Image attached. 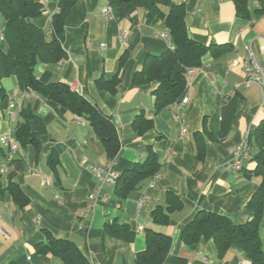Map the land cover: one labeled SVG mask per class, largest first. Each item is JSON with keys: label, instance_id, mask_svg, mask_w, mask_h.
Instances as JSON below:
<instances>
[{"label": "crops", "instance_id": "obj_1", "mask_svg": "<svg viewBox=\"0 0 264 264\" xmlns=\"http://www.w3.org/2000/svg\"><path fill=\"white\" fill-rule=\"evenodd\" d=\"M39 1L44 10L34 23L49 33L51 17L62 9L63 0ZM173 1L185 6L189 36L212 45L202 67L188 77L183 99L189 102L181 110L174 103L155 114L157 83H134L149 55H160L171 47L162 35L164 21L151 20L143 8H133L119 20L103 14L107 0H78L65 23L67 59L35 68L39 78L69 84L114 119L122 144L114 161L106 157L86 120L70 112L59 114L40 97L21 91L15 76L0 79L9 98L8 107H0V139H15L20 111L27 104L49 118L39 149L28 145L13 152L0 145V169L6 168L3 188L12 180L31 201L21 210L8 192L0 194V264H63L55 256L38 252L37 245L47 243L44 230L73 241L92 264H136L137 253L146 248L147 228L173 238L163 264H251L237 246L221 258L213 239L186 245L181 232L199 211L223 214L235 223L251 217L247 205L261 182L249 173L256 163L250 158L242 169L234 170L229 150L250 138L264 119V86L254 83L247 90H235L249 76V51L264 68V14L242 18L233 0ZM248 6L254 12L264 8V0H249ZM4 24L0 14V50L6 52ZM116 73L120 78L116 94L98 88L99 78L109 79ZM11 103L15 104L14 119L9 117ZM141 113L153 119L154 128L139 136L132 124ZM148 146L159 156L161 176L154 186L146 181L131 192L121 206L114 189L103 186L90 167L114 162L122 173L145 159ZM51 151L55 168L49 164ZM46 178L51 185L45 184ZM95 189L98 196L91 200ZM168 191L177 194L184 206L171 214L168 225H156L151 213L166 205ZM106 194L108 198L103 199ZM114 220L135 231L132 241L106 232V223ZM262 238L264 244V226Z\"/></svg>", "mask_w": 264, "mask_h": 264}, {"label": "trees", "instance_id": "obj_2", "mask_svg": "<svg viewBox=\"0 0 264 264\" xmlns=\"http://www.w3.org/2000/svg\"><path fill=\"white\" fill-rule=\"evenodd\" d=\"M107 1L113 8L114 16L119 20L128 17L133 8H143L151 20L158 17L164 21L171 47L160 55H149L142 68L135 74L134 83H157V88L153 91L155 114L171 104L182 101L187 88L188 71L201 68L203 56L212 48V45H204L189 36L185 23V6L173 0ZM233 1L237 14L242 18H251L252 14H264V8L251 12L249 0ZM77 2L78 0H63L62 9L51 17V27L47 33L34 23V19L43 14L42 1L0 0V14L5 23L3 33L8 44L6 52L0 50V79L15 76L21 91L40 97L59 114L70 112L86 120L95 137L101 142L106 157L114 161L122 146L114 119L104 114L89 98L73 90L69 84L62 81L47 82L36 74L35 68L38 64L61 63L67 59V52L63 47L65 23ZM119 82V73H116L109 79L99 78L96 84L99 89L116 94ZM8 104V95L0 85L1 109H6ZM20 118L15 126V140L20 148L32 145L39 149L41 137L47 131L49 118L38 115L31 104L22 107ZM132 126L137 135L142 136L154 128V121L141 113L135 117ZM249 142L251 147L256 148V153L251 157L256 165L249 173L261 179L247 205L250 219L244 223H235L223 214L199 211L182 229L181 239L186 245L213 239L221 258L232 246H237L242 249L251 264H264V119L252 132ZM198 158H204L203 144L198 150ZM49 164L52 168L56 166L53 151L49 154ZM161 168L158 154L148 146L144 160L134 163L130 169L120 173L113 188L120 205H123L131 192L141 189L146 181L150 182L160 174ZM4 192L12 196L21 210L31 202L16 182L10 180L6 188H3V174L0 171V194ZM183 206L181 198L168 191L166 205L157 206L151 213L153 223L168 225L171 214L182 210ZM105 229L111 236L127 241H132L135 236V231L117 220L107 222ZM44 232L47 243L37 245L40 254L55 256L63 264H92L73 241L54 237L47 230ZM145 238L146 248L137 253L136 264H163L172 247V236L147 228Z\"/></svg>", "mask_w": 264, "mask_h": 264}, {"label": "built area", "instance_id": "obj_3", "mask_svg": "<svg viewBox=\"0 0 264 264\" xmlns=\"http://www.w3.org/2000/svg\"><path fill=\"white\" fill-rule=\"evenodd\" d=\"M104 15L114 16V11L111 6H107L103 9ZM163 37L166 38L170 42V36L169 32L165 30L163 32ZM247 72L249 74V77L241 84H238L235 86V90H247L252 83L258 82L262 86H264V68L263 66L258 63V61L255 59L254 54L252 51L248 52V59H247ZM193 70L188 71V75H193ZM30 95H33L32 93H29ZM189 102V99L186 97L182 99V101L176 103V106L179 110H181L185 105H187ZM15 116V104H10V112L9 117L10 119H14ZM183 133L186 132L185 129L182 131ZM0 145L8 148L9 150L13 152H17L20 149L19 144L15 139L12 138H6L2 137L0 139ZM230 155V163L234 170H240L243 167V163L246 160H249L251 158V145L249 142V138L246 139L243 143L240 145H237L235 147H231L229 150ZM95 176L101 181L102 185L109 188H114L117 180L120 176V173L115 169L114 162H111L107 166L104 167H90ZM6 168L2 167L0 169L1 173L3 174L5 172ZM161 174L156 175L152 180L149 182V186H154L156 181L160 178ZM45 184L51 185V181L46 178ZM98 196V189H95L91 195V200L96 199ZM108 194L104 196L103 199H107Z\"/></svg>", "mask_w": 264, "mask_h": 264}, {"label": "rangeland", "instance_id": "obj_4", "mask_svg": "<svg viewBox=\"0 0 264 264\" xmlns=\"http://www.w3.org/2000/svg\"><path fill=\"white\" fill-rule=\"evenodd\" d=\"M247 69V68H246ZM249 77V76H248ZM247 77V78H248ZM254 83H258V82H254ZM254 83H252V84H254ZM259 84V83H258ZM261 85V84H260ZM249 89V88H248ZM243 90V89H242ZM251 154H252V147H251Z\"/></svg>", "mask_w": 264, "mask_h": 264}]
</instances>
